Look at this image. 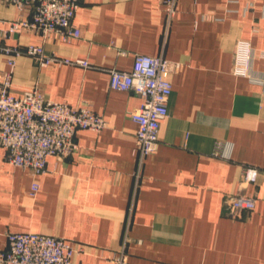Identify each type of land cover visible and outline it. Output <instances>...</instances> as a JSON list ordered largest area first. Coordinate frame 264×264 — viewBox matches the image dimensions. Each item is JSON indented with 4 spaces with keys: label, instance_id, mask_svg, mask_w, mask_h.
Segmentation results:
<instances>
[{
    "label": "crops",
    "instance_id": "crops-1",
    "mask_svg": "<svg viewBox=\"0 0 264 264\" xmlns=\"http://www.w3.org/2000/svg\"><path fill=\"white\" fill-rule=\"evenodd\" d=\"M166 1L80 0L81 37L66 41L9 33L31 14L0 5V48L20 52H0V83L9 73L15 94L38 87L106 121L101 132L78 130V152L50 157L36 178L0 146V250L9 232L37 233L81 246L75 264H114L108 257L121 248L129 264H264V0H176L171 16ZM239 40L253 48L249 78L233 74ZM37 45L92 67H40L26 54ZM137 55L179 64L159 148L139 175L130 113L142 99L113 90L109 72L131 71ZM247 167L263 172L256 184L244 183ZM239 192L256 207L232 218L225 200Z\"/></svg>",
    "mask_w": 264,
    "mask_h": 264
},
{
    "label": "built area",
    "instance_id": "built-area-1",
    "mask_svg": "<svg viewBox=\"0 0 264 264\" xmlns=\"http://www.w3.org/2000/svg\"><path fill=\"white\" fill-rule=\"evenodd\" d=\"M176 0H167V12L174 13ZM0 5L15 6L19 12L30 11L29 19L10 23L9 33L31 31L48 40L52 34L65 41L80 38L81 32L74 25L80 0H0ZM0 52L19 56L18 49L3 47ZM27 56L40 67L50 64H66L91 68L88 60L62 58L48 54L42 45L29 46ZM253 48L247 40H239L234 52L233 74L249 78L252 71ZM179 64L163 57L137 55L131 71L110 70V86L113 90L132 91L142 99L139 108L130 113L137 125L135 155L138 158V175L145 159L159 148L161 123L169 116L168 103L172 85L168 79ZM105 119L89 105L72 108L64 102L47 99L38 87L12 91V75L6 74L0 83V146L6 150L9 164L31 171L33 177L47 172L50 157L67 160L76 154L79 145L75 141L78 130L101 132ZM262 171L255 167L245 168L244 183L256 184ZM33 183L31 195L39 191ZM256 200L242 192L225 200L226 215L241 218L253 211ZM8 249L0 250V264H75L74 259L83 248L56 236L37 233H8ZM114 264H129L125 248L111 252L108 257Z\"/></svg>",
    "mask_w": 264,
    "mask_h": 264
}]
</instances>
